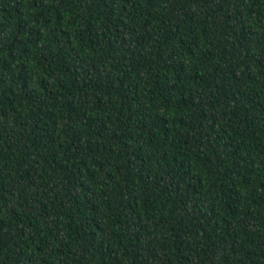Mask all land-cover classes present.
<instances>
[{"label": "trees", "instance_id": "16d2710c", "mask_svg": "<svg viewBox=\"0 0 264 264\" xmlns=\"http://www.w3.org/2000/svg\"><path fill=\"white\" fill-rule=\"evenodd\" d=\"M0 264H264V0H0Z\"/></svg>", "mask_w": 264, "mask_h": 264}]
</instances>
